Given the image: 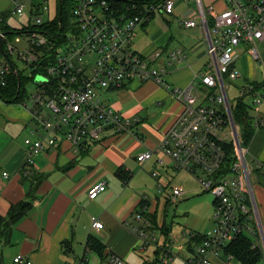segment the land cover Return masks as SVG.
I'll return each mask as SVG.
<instances>
[{
    "label": "built area",
    "instance_id": "2783aa9c",
    "mask_svg": "<svg viewBox=\"0 0 264 264\" xmlns=\"http://www.w3.org/2000/svg\"><path fill=\"white\" fill-rule=\"evenodd\" d=\"M9 1L14 9L0 14L1 24L8 23L12 15H24L28 9L31 20L28 26L36 27L17 36V44L26 41L27 47L23 49L15 46L0 29L1 83L6 84L12 70L7 57L17 55L33 72H39L34 76L36 90L25 101L37 138L24 140L28 153L22 172L29 173L36 155L56 151L63 140L79 150L102 141L109 130L117 136L126 133L137 136L136 127L141 119L119 114L103 101L101 93L130 81H155L172 90L166 70L154 67L131 46L137 28L150 16L158 12L173 16L178 2L191 0H161L132 16L119 13L108 0H75L70 27L63 33L61 42L52 41L47 33L37 29L57 15L56 8L55 15L51 16L50 0ZM194 1L197 17L181 18L179 22L187 29L199 25L205 30L208 70L190 88L172 90L184 101L183 114L157 148L138 154L136 159L143 165L155 159L158 165L173 172H187L196 178L203 192L215 199L216 230L186 264H214L224 246L241 234L257 235L264 263V230L255 197L254 171L248 160V148L242 145V127L233 118L235 100L229 97L232 83L242 78L236 65L240 46L264 67L260 51L264 45V0H223L222 11L213 4L206 6L204 0ZM171 58L180 61L182 57L179 52ZM237 90V100L248 109L253 126L261 128L264 121L257 114L264 110V78L261 84L252 80L244 82ZM251 111L256 114L253 116ZM229 145L234 147V160L226 167ZM257 164L264 166V163ZM3 175L7 177L8 173ZM106 188L105 182L94 185L90 198L96 199ZM185 196L183 186L172 187L175 202ZM146 223L151 225L149 220ZM92 227L101 230L104 225L94 217ZM141 234L147 237L145 231ZM87 254L86 251L77 264H89ZM6 264H32V261L19 255ZM104 264L128 263L113 253Z\"/></svg>",
    "mask_w": 264,
    "mask_h": 264
},
{
    "label": "crops",
    "instance_id": "0c3cea01",
    "mask_svg": "<svg viewBox=\"0 0 264 264\" xmlns=\"http://www.w3.org/2000/svg\"><path fill=\"white\" fill-rule=\"evenodd\" d=\"M193 2L187 3L184 13L175 12L172 17L176 21H158V13L150 16L137 28L131 46L154 67L164 63L158 66L168 73L172 90L190 88L208 70L205 30L199 25L187 29L179 22L181 18L197 17ZM183 3L178 2L176 10ZM205 4H213L219 11L225 8L223 0H205ZM151 5L134 4L133 11L148 10ZM179 52L181 60H172L171 55ZM244 55L250 59L246 48L240 46L236 65ZM172 90L155 81H130L102 91L107 105L126 118L141 119L137 136H117L109 130L102 141L79 150L66 140L60 141L56 151L34 157L32 170L37 175L34 179L27 175L26 180L22 173L28 153L24 140L37 138L32 115L25 102L11 104L0 98V216L7 218L11 207L23 201L31 205L27 215L12 226L9 244L2 248V263H12L22 255L32 264H77L86 251L89 264H104L113 253L128 264H186L195 256L199 245L192 246L193 237L172 240L171 229L162 231L167 224L158 217L170 202H179L173 200L172 192L165 197L171 185L167 180L175 178V172L158 165L155 159L144 165L136 159L138 154L157 148L183 114L184 101ZM251 113L254 116L255 112ZM257 115L264 121V110ZM248 157L264 230V178L259 179L255 172V164L264 163V125L256 130ZM4 173L8 176L4 177ZM102 182L106 190L91 199L90 190ZM144 200L147 213L157 219L156 224L146 228V238L141 234L145 219L139 216ZM214 205L213 198L212 214ZM94 217L103 223V229L92 227ZM244 235L251 241L250 249L259 253L260 264L263 251L257 235ZM234 262L244 264L224 250L214 259V264Z\"/></svg>",
    "mask_w": 264,
    "mask_h": 264
},
{
    "label": "trees",
    "instance_id": "16d2710c",
    "mask_svg": "<svg viewBox=\"0 0 264 264\" xmlns=\"http://www.w3.org/2000/svg\"><path fill=\"white\" fill-rule=\"evenodd\" d=\"M110 5L116 9L121 14H128V15H137L140 13L139 11H133V5H143V4H155L160 2L161 0H108ZM75 4V0H57V15L52 20L40 27H37L39 32L47 33L49 37H51L52 41H63V33L69 30L70 23L72 20V9ZM61 15V19H60ZM153 18V17H152ZM36 27L28 26L23 27L22 29H12L8 23L1 24L0 29L6 32L7 35L12 39L13 37L20 36L26 33L28 30H35ZM59 33H62L60 37L58 36ZM57 37V38H56ZM56 55V51L54 52ZM8 60L14 65L18 74L20 76V80L11 70V72L7 75L6 84L3 85L0 81V98L8 103L11 104H18L23 103L28 98L26 93V77H24L23 73L18 68L16 62L12 57H7ZM39 72H33L34 76H36ZM243 78V77H242ZM241 78V79H242ZM198 81V80H197ZM251 79L244 78L243 82H249ZM233 118L236 123H238L242 127V145L245 148H249L256 132V128L252 124V119L248 114V109L246 108L243 103L238 101L237 107L236 103H234L233 108ZM86 147V146H85ZM227 162L226 167L234 160V147L229 145L227 146ZM257 169V170H256ZM255 169V172L259 178H264V172L262 167H258ZM24 172V171H23ZM22 172V173H23ZM34 171L31 170L29 173H24L23 178L26 180V176L30 175L31 178H35L37 174L33 173ZM175 173H178L177 171ZM157 177V176H156ZM205 193V192H204ZM144 204L139 211V216L142 219H145V225L141 229L143 232L146 231V228L152 227V224L157 223L156 215L153 216L146 212V202L142 201ZM31 209V205L29 201H23L15 206H12L10 209V213L7 218L0 216V264H4L1 261V255L3 251V247L9 244V237L11 234L12 226L16 225L20 222L29 212ZM149 220L151 225L148 226L146 221ZM166 225V224H165ZM162 231H169L167 226L162 228ZM193 237L191 239L192 246L200 245L206 238L207 235L200 234V233H193L191 235ZM2 238L3 241H2ZM90 244V242H89ZM251 241L248 240L244 234L239 235L235 240L228 242L223 250L226 255H230L237 260H240L244 264H257L260 260V255L257 251H252L250 249ZM64 247L67 248V244H64ZM85 261V259H83ZM87 264V263H86Z\"/></svg>",
    "mask_w": 264,
    "mask_h": 264
},
{
    "label": "rangeland",
    "instance_id": "374dc122",
    "mask_svg": "<svg viewBox=\"0 0 264 264\" xmlns=\"http://www.w3.org/2000/svg\"><path fill=\"white\" fill-rule=\"evenodd\" d=\"M191 1L193 2L194 0ZM191 1L185 2L183 3V5H180L176 10V14L184 13L189 5L187 3H190ZM193 3L196 6L195 1ZM48 5L51 8V16H54L57 8V0H50L48 2ZM13 9L14 7L9 0H0V14L12 11ZM29 18V10L26 9L24 15L22 16L12 15L8 20V25L12 29H22V27L29 25L31 21ZM163 19H169L172 21L178 20L172 16H162L161 13L158 12L157 20L162 21ZM16 38L17 36L12 38V42L15 46H18L19 49L27 47L26 41L22 42L21 44H17V42L15 41ZM260 51L264 58V45L260 46ZM13 59L16 62L20 71L23 73L24 77H26V93L28 96H30L36 90L33 71L29 66L25 65L24 62L20 61L17 55L13 56ZM161 64L164 63L159 62L156 67L160 68L161 66L158 65ZM237 66V69L243 78L238 79L237 82L232 83V87L229 90V97L231 101L235 100L236 107L238 103L237 99L239 97L237 86H240L244 83L243 79L249 77L252 79V82L261 84L264 78L263 65L259 64L256 61H253L251 58L248 59V56L244 55L243 58L238 61ZM247 103H249V99H247ZM249 159L250 157H248V160ZM256 167H258L257 164H255V168ZM174 175L175 178L174 176H172L171 179L167 180L170 182L171 185L165 190V197H170L172 187L177 186L175 184L184 187V189L186 190V196L183 199H179V202L177 204H173L170 202L169 206L166 207V210L164 212L160 211L158 214V217L160 218L159 220L164 224H167L169 230L171 229V239L174 240L179 237H182L184 239H190L193 233L205 234L207 236L212 235L216 230V225L213 221L212 214V205L214 197L210 193H204L201 190L200 184L196 180V178H194L187 172H179L175 173ZM262 178L263 177L259 179ZM153 181L155 182V180ZM221 253L222 251L220 252V255ZM233 264L238 263L234 262ZM260 264L264 263L261 262Z\"/></svg>",
    "mask_w": 264,
    "mask_h": 264
},
{
    "label": "water",
    "instance_id": "95a60500",
    "mask_svg": "<svg viewBox=\"0 0 264 264\" xmlns=\"http://www.w3.org/2000/svg\"><path fill=\"white\" fill-rule=\"evenodd\" d=\"M60 19H61V15H60ZM11 63V62H10ZM11 68L12 71L14 72V74L18 77V79L20 80V76L18 74V71L16 70V68L14 67V65L11 63ZM38 80H40V78H37Z\"/></svg>",
    "mask_w": 264,
    "mask_h": 264
}]
</instances>
